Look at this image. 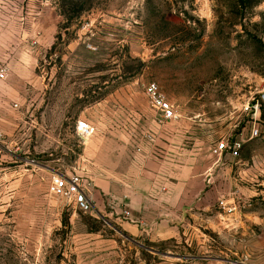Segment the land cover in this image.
Here are the masks:
<instances>
[{
	"label": "rangeland",
	"instance_id": "rangeland-1",
	"mask_svg": "<svg viewBox=\"0 0 264 264\" xmlns=\"http://www.w3.org/2000/svg\"><path fill=\"white\" fill-rule=\"evenodd\" d=\"M0 64V264H264V0H0ZM152 81L178 114L208 99L234 122L218 141L241 142L209 177L178 169L180 232L156 243L118 224L130 204L102 218L47 190L80 160L78 122L97 130L99 97Z\"/></svg>",
	"mask_w": 264,
	"mask_h": 264
},
{
	"label": "crops",
	"instance_id": "crops-1",
	"mask_svg": "<svg viewBox=\"0 0 264 264\" xmlns=\"http://www.w3.org/2000/svg\"><path fill=\"white\" fill-rule=\"evenodd\" d=\"M124 90L122 95L112 90L99 97V126L88 135L80 160L72 168L85 183L96 187L101 200L93 203V209L102 218H120L122 205L130 204L133 220L118 223L124 231L134 238L145 236L150 243L176 238L180 220L172 212L180 214V210L172 209V197L179 193L170 184L180 180V168L195 172L187 164L204 162L209 177L218 163L211 150L219 139V125L234 122L218 115L208 99L199 108H189L186 96L180 100L178 121L160 125L144 94L139 96L133 87ZM124 148L131 150L127 158L121 154Z\"/></svg>",
	"mask_w": 264,
	"mask_h": 264
},
{
	"label": "built area",
	"instance_id": "built-area-1",
	"mask_svg": "<svg viewBox=\"0 0 264 264\" xmlns=\"http://www.w3.org/2000/svg\"><path fill=\"white\" fill-rule=\"evenodd\" d=\"M7 66L0 64V80L6 78ZM145 96L148 100L149 106L156 113V121L160 125H165L178 118V113L175 106L167 99L166 94L160 89L159 85L152 81L148 82L144 88ZM82 124V122H78ZM77 130L81 134H90L92 128L87 124L77 126ZM150 140L153 138L151 136ZM241 147L239 141L230 142L228 139L219 140L212 148V153L220 154L227 149H231L233 154H237L238 149ZM48 193L66 199L69 203H72L74 207L82 212H89L93 208L92 200L89 196L88 190L86 189L85 182L82 177L72 172L70 174L59 172L54 170L50 176L49 183L47 186ZM129 215V212H125Z\"/></svg>",
	"mask_w": 264,
	"mask_h": 264
},
{
	"label": "trees",
	"instance_id": "trees-1",
	"mask_svg": "<svg viewBox=\"0 0 264 264\" xmlns=\"http://www.w3.org/2000/svg\"><path fill=\"white\" fill-rule=\"evenodd\" d=\"M99 229H100V228L97 227V226H95V227L93 228L94 231H98Z\"/></svg>",
	"mask_w": 264,
	"mask_h": 264
},
{
	"label": "bare ground",
	"instance_id": "bare-ground-1",
	"mask_svg": "<svg viewBox=\"0 0 264 264\" xmlns=\"http://www.w3.org/2000/svg\"><path fill=\"white\" fill-rule=\"evenodd\" d=\"M79 125H80V129H81L82 126H85L84 124H79Z\"/></svg>",
	"mask_w": 264,
	"mask_h": 264
},
{
	"label": "water",
	"instance_id": "water-1",
	"mask_svg": "<svg viewBox=\"0 0 264 264\" xmlns=\"http://www.w3.org/2000/svg\"><path fill=\"white\" fill-rule=\"evenodd\" d=\"M262 98H263V100H264V93L262 94Z\"/></svg>",
	"mask_w": 264,
	"mask_h": 264
}]
</instances>
